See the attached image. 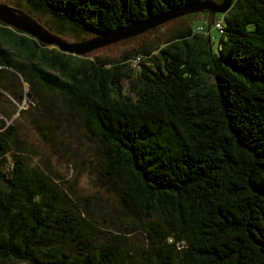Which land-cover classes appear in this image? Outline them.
<instances>
[{
  "label": "trees",
  "instance_id": "trees-1",
  "mask_svg": "<svg viewBox=\"0 0 264 264\" xmlns=\"http://www.w3.org/2000/svg\"><path fill=\"white\" fill-rule=\"evenodd\" d=\"M17 1L79 42L203 0ZM196 16L203 32L192 27ZM188 17L161 44L119 59L64 53L0 23V101L7 93L19 102L26 83L32 109L59 96L89 126L102 176L120 181L135 214L171 219L143 228L162 247L147 264H174V254L180 264H264V0H234L210 26L207 14ZM24 153L0 119V264H118L117 244H98L108 219L71 207ZM115 230L107 232L115 240L132 232L123 221Z\"/></svg>",
  "mask_w": 264,
  "mask_h": 264
},
{
  "label": "rangeland",
  "instance_id": "rangeland-1",
  "mask_svg": "<svg viewBox=\"0 0 264 264\" xmlns=\"http://www.w3.org/2000/svg\"><path fill=\"white\" fill-rule=\"evenodd\" d=\"M0 3L29 11L23 2L17 0H0ZM32 16L44 28L52 29L53 23L48 16L36 12H32ZM188 16L85 55L119 59L132 49H140L149 44L159 45L172 31L182 28L185 22L190 20ZM196 18L197 20L192 24L194 28L200 27L205 21V17L202 20L199 16ZM204 29H206L205 24ZM214 30L215 28L210 32L216 39ZM22 92L19 102L6 93V99L0 101V119H3L7 126H13L18 140L30 149L29 154L24 153L26 166L29 169L43 170L51 176L70 197L71 207L81 210L83 206H88L94 215L108 219L106 226L102 227L104 232L100 231L97 234L98 244L108 242L117 244L118 264H147V256L159 260L162 247L158 246L159 244H151L143 228L156 224L168 226L171 224V219L163 214L155 213L150 221H145L135 214L132 204L126 200L120 181L107 175L102 176L104 169L100 140L94 136L84 121L67 111L65 101L61 97L52 98V103L42 107V110L38 107L32 109L26 83L22 84ZM33 119L38 122L42 133L34 127ZM11 153L13 152L5 155L8 169L13 163ZM120 221H123L132 232L121 235L122 237L115 240L109 237L107 232L111 230L112 235H116L115 228ZM57 241L62 246L69 242L63 237H57ZM173 260L174 264H180V254H174ZM7 264L20 263L8 262Z\"/></svg>",
  "mask_w": 264,
  "mask_h": 264
},
{
  "label": "water",
  "instance_id": "water-1",
  "mask_svg": "<svg viewBox=\"0 0 264 264\" xmlns=\"http://www.w3.org/2000/svg\"><path fill=\"white\" fill-rule=\"evenodd\" d=\"M233 3L234 0H203L198 4L169 10L162 14L130 23L106 34L79 42L62 39L48 31L26 12L4 3H0V23L36 39L45 46L55 47L61 52L83 57L89 52L142 35L167 22L188 15L207 14V25L210 26L213 17L216 15H225L231 9Z\"/></svg>",
  "mask_w": 264,
  "mask_h": 264
},
{
  "label": "built area",
  "instance_id": "built-area-1",
  "mask_svg": "<svg viewBox=\"0 0 264 264\" xmlns=\"http://www.w3.org/2000/svg\"><path fill=\"white\" fill-rule=\"evenodd\" d=\"M215 28V30H218V31H221L222 29V25H221V21L220 20H217L215 23H214V26H213V29ZM199 32H203V28L202 27H199L198 29ZM207 34V33H205Z\"/></svg>",
  "mask_w": 264,
  "mask_h": 264
}]
</instances>
